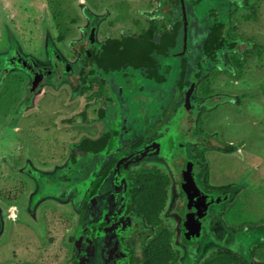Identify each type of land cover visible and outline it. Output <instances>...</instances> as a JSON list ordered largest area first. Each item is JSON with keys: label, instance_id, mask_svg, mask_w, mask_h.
Segmentation results:
<instances>
[{"label": "rangeland", "instance_id": "374dc122", "mask_svg": "<svg viewBox=\"0 0 264 264\" xmlns=\"http://www.w3.org/2000/svg\"><path fill=\"white\" fill-rule=\"evenodd\" d=\"M167 1L0 0V57L13 48L49 65L55 51L82 72L77 88L60 80L27 104L29 77L18 69L9 73L21 77L0 76V89L8 79L22 81L13 105L0 97V264H63L70 255L77 214L72 194L60 196L62 185L87 176L95 163L80 160L60 184L71 146L111 127L120 148L149 141L194 104L196 131L215 140L205 152L210 184L225 190L211 191L212 214L198 242L175 244L178 264H200L217 248L264 264V0ZM167 6L169 13L161 14ZM210 13L226 22V39L235 45L205 56L201 45L213 23ZM184 14L187 29L166 56H157L161 82L132 67L103 72L79 58L76 45L90 26L96 49L106 37L139 32L150 19L181 23ZM27 165L40 174H30Z\"/></svg>", "mask_w": 264, "mask_h": 264}, {"label": "flooded vegetation", "instance_id": "af4514ba", "mask_svg": "<svg viewBox=\"0 0 264 264\" xmlns=\"http://www.w3.org/2000/svg\"><path fill=\"white\" fill-rule=\"evenodd\" d=\"M91 28L95 29L94 26H90L86 31ZM86 31L84 32L85 38L83 41H78L76 45L78 52L79 43L86 40ZM95 47L96 42L94 41V46L89 50L90 58L87 60L82 59L79 52L80 60L84 62L92 61ZM12 49L8 50L7 55L0 57V76L4 77L10 74L9 72L12 69H18L22 76L29 77L26 90L32 77L37 80L34 82L40 84V92L44 86L53 87L60 80H65L64 83L71 85L74 89L82 81V72L72 69L78 75L76 85H72V81L63 75L67 67L60 64L57 58H54L53 61V55H56L55 51H51L49 55L51 66L43 69L34 64L28 68H22L17 62L19 56L16 50ZM69 66L71 65L69 64ZM12 74L21 77L17 72H12L10 75ZM164 131L165 128L151 140L145 141L143 139L144 141L142 140L136 146L134 145L138 141L127 144L123 148L117 145L116 148L105 154H96L93 158H86V161L95 160L94 168L92 177L85 183L83 197L74 199L72 195L75 202L74 209L77 214L76 226L72 246L70 247V255L67 258L63 256V264H146L144 258L146 244L158 229L167 230L169 242H172L175 248V244H179L181 221L176 205L182 198V191L178 190V184L175 181V168L177 169L178 165L182 166V169H188L187 165L189 163H197L198 169L193 174V183L202 197L211 200L210 214L204 217L202 221L203 229V223L206 218L211 216V207L215 202V197L213 198L211 193L209 169L206 172L202 162V160L205 161L207 150H204L203 145L210 146L213 138L208 137L207 143H188L184 146V152L177 151L179 154L177 152L175 154V150L172 152L162 151L160 153H167V157H162L163 160L157 156L141 159L136 156L128 158L132 153L147 149L163 136ZM196 134L201 135L202 133L196 131ZM200 146L203 150L199 148ZM148 171L156 172L166 181L164 185L165 199L162 206L160 209H153L152 211V214H156L155 218H149L143 214V212H147V206L141 196V180L139 179H141V175L146 174ZM197 174L200 175L198 179H196ZM206 174L208 180L205 178ZM87 176L80 179L85 180ZM65 195L61 194L60 196L63 198ZM36 200L34 197V201ZM83 243H86L85 246ZM81 246L84 247L81 249ZM80 251L81 255H79Z\"/></svg>", "mask_w": 264, "mask_h": 264}, {"label": "trees", "instance_id": "16d2710c", "mask_svg": "<svg viewBox=\"0 0 264 264\" xmlns=\"http://www.w3.org/2000/svg\"><path fill=\"white\" fill-rule=\"evenodd\" d=\"M171 1L177 2V0ZM164 2L169 3L167 0H164ZM163 10V12H160L161 14L169 13V6ZM210 16H212L213 23L209 27V31L201 45L205 56H211L217 50L225 46L234 48L235 45V42H229L226 39L228 26L226 22L222 20V17L216 14L214 16L212 13H210ZM167 22V19L165 20L164 18L150 19L148 25L137 33L125 34L120 37H106L99 44L98 48L94 50L92 61L97 68L103 72L132 67L140 69L142 74L148 78H152L157 82L163 81L165 76L160 72V64L157 56H166L168 54L169 49L176 45L178 33L183 29L182 22L180 23V21L171 23L169 20L168 23L172 24L171 27H167ZM230 31H233V28H231ZM183 74L184 63L182 62L180 75L183 76ZM4 84L0 89V97L4 99L0 100L4 101L8 99L10 103L8 102L7 106H11L21 97L22 81L20 78H13L6 80ZM194 100L191 101L194 102ZM195 107L197 113L199 110L197 107L199 106L196 105ZM101 112L103 111L101 110L100 113ZM117 133L116 127H111L110 130L94 139L84 138L71 146L69 157L60 169V173L63 175L61 179L62 182L58 179L59 182H61L60 184L68 182V175L80 160L93 157L96 154H105L116 148L115 146L118 145ZM142 140L143 139H140L134 146L140 144ZM203 148L206 150L207 147L203 145ZM201 157L203 156L201 155ZM202 162L206 172H208L209 168L206 162L203 160ZM26 169L34 176L40 174L30 165H27ZM91 177L92 171L88 173L85 180L79 178L72 183L62 185V194L65 195L69 191L74 199L79 197L82 198L85 183ZM205 178L207 179V174ZM139 180H141V196L145 200L147 206V212H143V214H145L146 217L155 218L156 214H152V211L153 209H160L162 206L163 200L165 199L164 185L166 181L154 171L146 172V174L141 175V179ZM211 189L212 191L225 190L223 186L220 189V186L214 185H211ZM35 199H37V197H35ZM166 231L167 230L158 229L155 235L148 240L144 250L146 264H178L180 257L178 253L179 249L174 248L172 242H169ZM258 246L259 245L253 247L251 250L252 254L256 253V247ZM260 259L264 262L263 257L260 256ZM200 264H248V262L232 249L217 248L211 251Z\"/></svg>", "mask_w": 264, "mask_h": 264}, {"label": "water", "instance_id": "95a60500", "mask_svg": "<svg viewBox=\"0 0 264 264\" xmlns=\"http://www.w3.org/2000/svg\"><path fill=\"white\" fill-rule=\"evenodd\" d=\"M187 26L188 19L187 15L184 14L182 17V27L184 31L187 29ZM94 41L95 29L91 28L86 31V40L78 45L82 59L87 60L90 58L89 50L94 46ZM17 54L19 56L17 57V62L22 68H28L33 64L43 69L51 66V64L49 66L39 65L32 57H23L18 52ZM54 58H57L60 64H64L67 67L63 75L67 76L72 81V85H76L78 75L73 72L71 66L63 61L58 55H53V61ZM34 81L37 80H35V77H32L31 83L26 90L25 103H28L37 93L40 92V84ZM194 108L195 104L188 110L183 109L173 124H170L169 122L168 125H166L164 134L161 138L147 149H142L136 153L130 154L128 158L136 156L141 159L150 156H157L162 159V157H167V153H160L162 151L172 152L175 150L176 154L178 150L179 152H184V146L188 143H207V137L196 134L197 113L196 108ZM214 143L215 140L213 139L211 145H214ZM179 152H177V154H179ZM187 167L188 169H182V166L178 165L177 169L175 168V181L178 184V190L182 191V198L177 203L176 210L181 218L178 241L183 247L191 246L199 240L202 221L204 217L210 214L209 206L211 204V200L202 197L200 191L193 183V174L198 169L197 163L191 162ZM85 244L86 243H83L84 246ZM84 246H81V249ZM79 255H81V251L79 252Z\"/></svg>", "mask_w": 264, "mask_h": 264}]
</instances>
